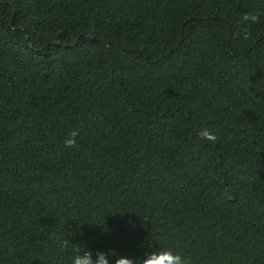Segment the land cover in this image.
Segmentation results:
<instances>
[{"label":"trees","instance_id":"trees-1","mask_svg":"<svg viewBox=\"0 0 264 264\" xmlns=\"http://www.w3.org/2000/svg\"><path fill=\"white\" fill-rule=\"evenodd\" d=\"M77 246L264 264V0H0V264Z\"/></svg>","mask_w":264,"mask_h":264},{"label":"clouds","instance_id":"clouds-1","mask_svg":"<svg viewBox=\"0 0 264 264\" xmlns=\"http://www.w3.org/2000/svg\"><path fill=\"white\" fill-rule=\"evenodd\" d=\"M243 20L251 21L253 23L259 22V17L255 13H244ZM249 34H245V38H248ZM78 131H73L70 138L65 140V145L68 147L76 146V136ZM198 135L201 139L209 142H216L218 140L217 135L209 130L202 129ZM67 245V242H65ZM71 264H188L185 257L172 249H161L159 251H151L145 253L140 258H132L125 255H114L112 250L109 252L93 251L90 248H81L79 246L71 250ZM114 258V259H113Z\"/></svg>","mask_w":264,"mask_h":264},{"label":"water","instance_id":"water-1","mask_svg":"<svg viewBox=\"0 0 264 264\" xmlns=\"http://www.w3.org/2000/svg\"><path fill=\"white\" fill-rule=\"evenodd\" d=\"M58 44H61V42H58Z\"/></svg>","mask_w":264,"mask_h":264}]
</instances>
